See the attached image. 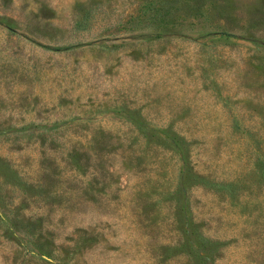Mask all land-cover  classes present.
<instances>
[{"label": "rangeland", "instance_id": "374dc122", "mask_svg": "<svg viewBox=\"0 0 264 264\" xmlns=\"http://www.w3.org/2000/svg\"><path fill=\"white\" fill-rule=\"evenodd\" d=\"M0 264H264V0H0Z\"/></svg>", "mask_w": 264, "mask_h": 264}]
</instances>
